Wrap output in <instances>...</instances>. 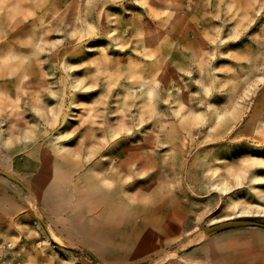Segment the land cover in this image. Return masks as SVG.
<instances>
[{
  "label": "rangeland",
  "instance_id": "rangeland-1",
  "mask_svg": "<svg viewBox=\"0 0 264 264\" xmlns=\"http://www.w3.org/2000/svg\"><path fill=\"white\" fill-rule=\"evenodd\" d=\"M0 264H264V0H0Z\"/></svg>",
  "mask_w": 264,
  "mask_h": 264
},
{
  "label": "bare ground",
  "instance_id": "bare-ground-1",
  "mask_svg": "<svg viewBox=\"0 0 264 264\" xmlns=\"http://www.w3.org/2000/svg\"><path fill=\"white\" fill-rule=\"evenodd\" d=\"M122 154V153H121ZM117 161V160H116ZM91 164V163H90ZM121 165V164H120ZM137 165V164H136ZM139 166V165H138ZM115 163H112L109 167H104L103 168V171H111L113 172V170L115 169ZM125 168V167H124ZM119 171V170H117ZM106 173V172H104ZM107 174V173H106ZM42 176V175H41ZM112 176V175H111ZM114 176V175H113ZM101 177V176H100ZM110 177V176H109ZM47 178V177H46ZM44 179V178H43ZM99 179V177H98ZM106 180V179H105ZM46 182V181H45ZM50 183V182H49ZM53 184V183H52ZM43 185V184H42ZM55 186V185H54ZM43 187V186H42ZM33 188V186H32ZM41 189V188H40ZM124 189V188H123ZM33 190V189H32ZM43 190V188L41 189ZM52 190V188H51ZM40 191V190H39ZM118 191V190H117ZM123 192V191H122ZM2 195V194H1ZM47 195V194H46ZM65 196V195H64ZM41 197V196H40ZM100 203L96 206H94V208L97 209V212H99L100 214L103 215V220L104 222H107L109 220H112V221H115L116 224L117 223H121L122 221V217L120 215H118V207L122 201V199L120 197H117L115 196L112 192H103L100 194ZM127 197V196H126ZM64 198V197H63ZM67 197H65L66 199ZM50 199V198H49ZM41 200V199H40ZM38 201V200H37ZM50 201V200H49ZM132 202V200H131ZM44 204V203H43ZM46 206V205H45ZM83 206V200L82 198L78 200L76 206H75V209H77L78 207H82ZM130 207V206H129ZM133 207V206H132ZM99 208V209H98ZM36 209V208H35ZM60 209V208H59ZM134 208L129 211L130 212V215H133V212H134ZM137 210H138V207H137ZM60 211V210H59ZM61 212V211H60ZM129 214V213H128ZM139 214V213H138ZM127 215V214H126ZM130 215H129V218L128 219H131L130 218ZM145 216V215H144ZM144 218V217H143ZM124 221V219H123ZM53 234V233H52ZM53 236V235H52ZM57 238V237H56Z\"/></svg>",
  "mask_w": 264,
  "mask_h": 264
}]
</instances>
